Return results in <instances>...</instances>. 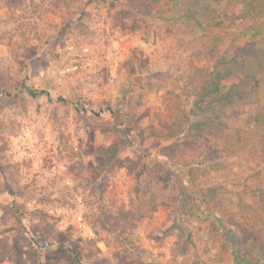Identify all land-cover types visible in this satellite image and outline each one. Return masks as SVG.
I'll return each mask as SVG.
<instances>
[{"label":"rangeland","instance_id":"1","mask_svg":"<svg viewBox=\"0 0 264 264\" xmlns=\"http://www.w3.org/2000/svg\"><path fill=\"white\" fill-rule=\"evenodd\" d=\"M245 1L260 7V0ZM51 2L0 0V163L4 167L0 217L13 204H25L23 232L15 243L23 263L78 264L70 251L74 249L80 264H241L245 259L264 264L254 238L236 243V238L264 230V221L253 214L247 219L234 215L242 201L236 189L218 193L217 201L214 195L206 205L182 176L184 167L168 162L161 153L176 138L165 134L162 126H170L171 99L166 91L182 75L185 64L180 55L185 44L155 35L145 40L141 31L114 25L110 14L128 9L130 0H68L69 6L55 7ZM80 9L88 16L79 17ZM201 12L205 27L220 21L216 9ZM67 24L62 45L58 32ZM250 40L260 44L255 31L240 34L235 43L242 47ZM218 55L210 62L197 61L192 81L182 76L187 97L180 86L174 89L186 100L191 120L210 114L200 92L211 80ZM138 78L153 85L152 91L143 90L138 108L148 112L136 128L126 130L105 105L121 108L127 88L134 87ZM249 79V74L238 71L218 85L221 93L233 85L252 86L246 94L249 102H238V112L224 118L234 130L259 129L254 116L264 104V69L253 81ZM24 85L45 93L30 95ZM7 93L10 96H4ZM93 112H99L100 118ZM112 151H117L119 162L110 170ZM141 160L158 161L173 177L182 176L185 192L192 198L184 211L161 206L152 215L141 211L142 203L132 193L135 169L129 162ZM241 168L234 166L232 171ZM211 174L216 176L213 168ZM49 192L51 197L64 192L67 204L38 201L39 195ZM155 195L169 198L168 190ZM101 206L109 210L106 219L99 215ZM110 216L116 220L115 231L124 230L126 248L134 253L113 240ZM16 231L11 222H0V237L12 239ZM89 251L95 254L85 258ZM0 264L10 263L0 255Z\"/></svg>","mask_w":264,"mask_h":264},{"label":"trees","instance_id":"2","mask_svg":"<svg viewBox=\"0 0 264 264\" xmlns=\"http://www.w3.org/2000/svg\"><path fill=\"white\" fill-rule=\"evenodd\" d=\"M53 2L51 4L54 7L61 3L69 6L68 0H53ZM249 4L250 2L245 0H240L237 4H231L228 0H174L173 3L161 0H130L128 9L115 11L110 16L114 25L121 29L143 32L145 40L155 35L163 41L171 37L175 43L178 44L181 41L185 44L182 50L184 54L180 55L185 64L182 75L166 91L171 99L170 126L169 124L162 126L166 128L165 134L176 136V138L162 147L161 153L168 162H174L181 168L184 167L181 172L182 176L185 175L187 184L200 193L198 199H201L204 204H209L214 195L217 201L218 193H226L234 188L242 198L241 209L234 215L247 219L248 215L253 214L264 221V104L259 107L254 116L259 125L258 130L253 132L234 130L224 118L238 112V102H249L246 94L252 86L250 83L241 87L233 85L223 93L220 92L218 86L221 79L234 72L247 73L250 76L249 80L253 81L264 69V0H260L258 8H253ZM111 9L108 8L109 11ZM201 9L204 11L216 9L220 21L212 26H203ZM79 12V17L88 16L85 9H80ZM69 28L67 24L58 32V41L62 45H64V38L66 39V30ZM248 31L257 33L260 44H254L250 40L242 47L238 46L235 43L237 38ZM186 37L188 40L183 42ZM218 52L219 55L210 73L211 80L200 92V95L206 99L204 107L210 114L200 115L191 120L189 113L185 110L186 100L176 94L174 89L180 86V90L187 97L188 87L187 83L181 84L182 76H187L192 81L191 73L192 70H197V61L210 62ZM190 81L188 84H191ZM133 85L135 86L127 88L121 101V108L114 109L111 104L105 105V110L111 112L126 130L136 128L140 120L146 116L148 109L138 110V108L141 99L145 97L143 90L146 89L148 92L153 90V85L149 80L142 84L138 78ZM154 87L158 89L162 86L154 85ZM24 89L34 96L45 93L44 90H31L26 85ZM6 95L10 96L8 93L4 94ZM76 98L77 101L80 100L79 96ZM59 100L65 102L63 98ZM93 114L100 118L99 112H93ZM154 114L156 119L160 120L159 115ZM201 125H203L202 130ZM123 141L125 142L126 139L124 138ZM116 154L117 151H112L108 159L111 162L110 170L119 162ZM129 162L132 163L130 169H135L132 193L134 199L142 203L141 211L146 215H152L158 206L170 207L172 211L181 213L188 200L192 202L189 192L187 194L185 192L182 176L173 177L168 170H165L162 163L156 161L149 164L145 160L138 161L137 164ZM234 166L242 168L234 172L232 171ZM211 168L215 170L216 176H212ZM0 170L4 171L1 163ZM163 190H168L169 198L166 195L163 198L155 195ZM7 191L13 194L11 187H8ZM51 194L49 192V195H39L38 201L44 205L67 204L65 196L67 194L64 192L56 197H51ZM24 212V203L13 204L0 217V222H11L17 230V234L12 239L7 236L0 237V255L7 258L10 264H24L21 258L22 253L16 250L15 246L23 232L21 220ZM108 212L107 207L101 206L99 215L106 219ZM41 214L49 217L46 212H41ZM115 221L112 216L107 218V223L110 225L109 231L115 232L113 240L123 245L126 252L134 253L133 248H126L127 237L124 235V230L120 228L118 232L115 231L117 227ZM256 233L252 231L242 238H236V243L240 245L254 238L264 263V230L259 235ZM70 251L80 264L79 254L74 249ZM93 254H95L94 251H89L84 256L90 258ZM240 262L241 264H256V261L247 259Z\"/></svg>","mask_w":264,"mask_h":264}]
</instances>
